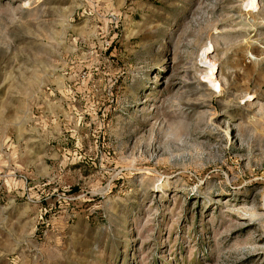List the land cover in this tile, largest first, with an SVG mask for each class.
Instances as JSON below:
<instances>
[{
	"label": "rangeland",
	"instance_id": "1",
	"mask_svg": "<svg viewBox=\"0 0 264 264\" xmlns=\"http://www.w3.org/2000/svg\"><path fill=\"white\" fill-rule=\"evenodd\" d=\"M0 264H264V0H0Z\"/></svg>",
	"mask_w": 264,
	"mask_h": 264
},
{
	"label": "bare ground",
	"instance_id": "2",
	"mask_svg": "<svg viewBox=\"0 0 264 264\" xmlns=\"http://www.w3.org/2000/svg\"><path fill=\"white\" fill-rule=\"evenodd\" d=\"M251 6H252V8H253V5H251ZM201 55L203 56V52H202ZM204 58H205V57H202V59H201L202 63H203V64H205V63H209V61L205 60ZM212 68H213V65H210L209 69L211 70ZM208 79H209V80H212L210 76H208Z\"/></svg>",
	"mask_w": 264,
	"mask_h": 264
}]
</instances>
